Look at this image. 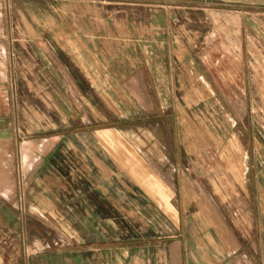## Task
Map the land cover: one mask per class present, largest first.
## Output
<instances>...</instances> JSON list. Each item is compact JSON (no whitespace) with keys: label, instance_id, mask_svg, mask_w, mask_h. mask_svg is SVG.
I'll return each mask as SVG.
<instances>
[{"label":"crops","instance_id":"obj_1","mask_svg":"<svg viewBox=\"0 0 264 264\" xmlns=\"http://www.w3.org/2000/svg\"><path fill=\"white\" fill-rule=\"evenodd\" d=\"M8 10L0 36V264H22L15 239L27 228L19 224L47 220L52 191L80 173L133 193L150 222L134 236L167 242L161 264H264V0H9ZM48 93L76 99L67 97L64 115L63 103L48 109ZM101 93L106 112L94 96ZM74 151H87L86 161ZM17 155L29 190L19 204ZM189 189L219 212L213 225V215L204 217L213 260L187 257L178 205L192 202L184 201ZM218 229L228 248L214 241ZM257 254L261 261H252Z\"/></svg>","mask_w":264,"mask_h":264},{"label":"rangeland","instance_id":"obj_2","mask_svg":"<svg viewBox=\"0 0 264 264\" xmlns=\"http://www.w3.org/2000/svg\"><path fill=\"white\" fill-rule=\"evenodd\" d=\"M8 6L9 0H0V10L2 12L0 26L3 28L0 31V36L4 39L7 37V24H9L10 18ZM35 17L37 19V15ZM48 54L54 58L53 50L50 47H48ZM7 80L10 82L12 77L8 76ZM50 80L51 78H48V83H50ZM34 87L38 91L40 89L39 83ZM48 96V109L53 111L54 107L49 105L59 104L58 106H61V103H63L64 115L67 113L66 104L70 106V103L67 102V97L72 101L76 99L74 95H66L64 93L56 95L57 101L54 99L55 94L48 93L46 97ZM94 96L106 112V94H94ZM34 97L36 98V96ZM35 100V104H37V98ZM84 112L83 109H80L79 117H82ZM88 117L96 124L106 121L90 113ZM70 128L69 126L62 127L64 130ZM100 128L101 126H94L88 129L96 133L97 129ZM134 132L135 129L132 125L127 128L125 133L133 134ZM103 147L95 142V148L98 149V153L106 152ZM15 149L17 151V146H15ZM82 152L74 151L73 153L82 157ZM82 159L84 160L83 162L86 161L85 158L82 157ZM106 160L109 161L108 158ZM78 168H80L79 172H85L81 167ZM99 176L101 177L102 175ZM30 178L33 180L34 173L30 174ZM86 179L88 180L87 175L80 173L78 182H64V189L52 191L55 199H57V206L49 204L47 220L19 224V228H27V231L23 229L27 232V235L15 239V247L20 248L24 252V255L21 254L18 258L19 262L22 264H106L108 259L113 262L123 259V262L125 261L127 264H151L154 262L161 264L163 261L168 260V257L167 259L164 258L166 254L164 255L163 252H167V242H144L142 240L146 238L134 236L146 233L147 228L148 230L150 229V222L144 220L148 215L141 214L140 202L139 204L136 202V198L131 191H120L113 188V186L110 187L111 185L109 186L106 182H88ZM27 182L28 176L23 174L21 159L17 155L15 157L16 187L14 198L18 204L27 200L26 196L29 191L27 190ZM70 185L78 186V188L70 189ZM181 195V190H178L177 196ZM183 195L186 203L187 201H192L186 206L178 205L180 218L186 219L185 230L187 231L185 236L183 234V238L185 237L187 257L188 251H191L193 258L199 259L200 255H208L213 260L215 258L214 244L213 240L209 242L210 239L206 237L208 233L206 235L204 229L209 223L205 222L204 217L213 215L211 221L213 225L214 218H217L216 213L219 212L215 206L208 205L209 197L202 190L189 189ZM193 199L195 201H204L207 204V210L201 211L199 203L195 205ZM107 203L109 205H106ZM258 210L259 212L261 210L259 206ZM31 217H34L33 214ZM202 225L203 231L201 229ZM123 233L133 236L120 237V234ZM217 233L221 237L213 238L216 244L221 240L222 246L228 248L230 242L228 233L221 229H218ZM254 240L257 245L261 246L262 237L259 234L254 237ZM253 260L261 261V254H257Z\"/></svg>","mask_w":264,"mask_h":264}]
</instances>
